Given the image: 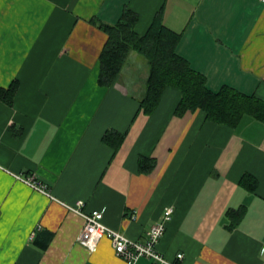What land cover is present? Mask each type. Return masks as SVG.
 <instances>
[{
	"label": "crops",
	"instance_id": "1",
	"mask_svg": "<svg viewBox=\"0 0 264 264\" xmlns=\"http://www.w3.org/2000/svg\"><path fill=\"white\" fill-rule=\"evenodd\" d=\"M125 9L138 15L139 35L161 12L181 33L177 54L209 90L264 101L261 0H0V88L18 82L13 102L0 100V264H127L107 238L94 252L80 244L84 220L69 209L79 201L140 243L172 208L157 250L176 264H264V123L245 115L232 128L199 109L176 115L181 93L172 87L144 113L148 65L136 53L112 86H100L107 35L90 21L115 23ZM108 133L122 137L117 147ZM146 158L149 173L139 166ZM240 207L230 228L227 212Z\"/></svg>",
	"mask_w": 264,
	"mask_h": 264
},
{
	"label": "trees",
	"instance_id": "2",
	"mask_svg": "<svg viewBox=\"0 0 264 264\" xmlns=\"http://www.w3.org/2000/svg\"><path fill=\"white\" fill-rule=\"evenodd\" d=\"M96 28L107 35V40L99 54L98 84L110 87L115 82L131 54L143 56L148 65V74L144 83L143 95L139 100L140 109L144 113H152L158 106L164 90L175 88L181 93V99L175 108L176 115L187 111L202 110L208 120L235 127L243 116L248 115L254 120L264 123V101L254 95H245L237 90L222 86L213 92L206 86V78L193 70L189 63L177 54L176 48L181 33L166 27L162 21V13L158 12L151 25L143 35L135 31L138 15L125 9L115 23L109 24L92 19ZM18 89L15 80L7 88H0V100L11 104ZM105 141L114 144L121 136L108 133ZM117 147V142L114 144ZM140 170L149 173L153 164L149 160L139 161ZM241 183L250 192L256 189V180L245 176ZM245 208L229 210L230 228L238 225Z\"/></svg>",
	"mask_w": 264,
	"mask_h": 264
},
{
	"label": "built area",
	"instance_id": "3",
	"mask_svg": "<svg viewBox=\"0 0 264 264\" xmlns=\"http://www.w3.org/2000/svg\"><path fill=\"white\" fill-rule=\"evenodd\" d=\"M261 1L264 4V0ZM23 181L38 191L45 192L46 190V187L37 183L34 178H28ZM82 206L83 202L79 201L76 203V207H70L69 209L80 215L84 220L79 242L89 252H94L97 249L99 240L107 238L111 242L115 255L127 264H136L142 258L149 259L154 264H176L165 259L157 250V244L164 234L165 225L171 219L172 208L165 210L162 221L160 220L150 226L146 232L145 242L140 243L104 225L102 222L103 210L84 213L81 211ZM182 256V254H177L176 259L180 260Z\"/></svg>",
	"mask_w": 264,
	"mask_h": 264
}]
</instances>
